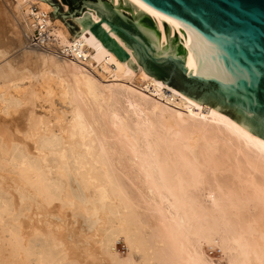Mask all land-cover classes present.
Listing matches in <instances>:
<instances>
[{"label":"bare ground","instance_id":"bare-ground-1","mask_svg":"<svg viewBox=\"0 0 264 264\" xmlns=\"http://www.w3.org/2000/svg\"><path fill=\"white\" fill-rule=\"evenodd\" d=\"M11 1L0 264H264V139L148 75L102 24L129 54L119 60L89 30L91 9L71 16L72 35L48 17L50 0ZM108 1L133 20L150 16L165 46L157 10Z\"/></svg>","mask_w":264,"mask_h":264},{"label":"water","instance_id":"water-1","mask_svg":"<svg viewBox=\"0 0 264 264\" xmlns=\"http://www.w3.org/2000/svg\"><path fill=\"white\" fill-rule=\"evenodd\" d=\"M89 30L119 60L128 52L151 77L206 104L264 139V0H140L159 13L165 46L150 16L136 20L108 0H79Z\"/></svg>","mask_w":264,"mask_h":264},{"label":"rangeland","instance_id":"rangeland-1","mask_svg":"<svg viewBox=\"0 0 264 264\" xmlns=\"http://www.w3.org/2000/svg\"><path fill=\"white\" fill-rule=\"evenodd\" d=\"M50 1H51L52 4H54V6L56 7L57 11L55 13H48V17H50L51 19L56 17L55 19H59V20L63 21L68 26V29H69L70 33L72 35L75 34L77 29L75 28V25H74V19H76V17L75 18L71 17L70 13H72L76 9H78V7L80 5V1L79 0H67L69 2L68 4H64L62 0H50ZM1 2H4V3H1ZM11 2H12L11 0H0V4L2 6V7L0 6V10L3 11V12H0V14L1 13L3 14V15L2 14L0 15V23H1L0 24L1 25L0 26V32H1L0 33V47H2V48L5 47V46L8 47L10 45V42H11V46L10 47H12L13 50L10 48L12 51H9L8 52V56H6V57L12 59L15 56L16 52H17L16 47L15 48H13V47L16 46L17 44L13 40L14 37L12 35L11 25H9V23L6 22V18H5V15L7 17L8 14H9L8 15L9 18L12 16V14L9 13V7H8V6H10ZM61 3H62V5H66L67 6V10H63L62 9ZM5 11H6V14L4 13ZM1 18H3V19H1ZM3 20H5V21H3ZM42 30L45 32V29H42ZM1 34H3V35H1ZM34 34H35V38H38L39 35H38L36 30L34 31ZM13 44H15V45H13ZM46 47L50 48L52 50L51 47H49V46H46ZM20 48H23L22 45H21V47L20 46L18 47V49H20ZM94 48H95V46H93V49ZM91 52H92V50H91ZM11 56H13V57H11ZM68 58H72V57H68ZM1 62L2 61L0 60V63ZM89 69L92 70L91 67ZM92 72H93V70H92ZM27 83H28L27 80L21 81L19 83V86L20 87H26V86H28ZM55 103H56L55 107L56 106L61 107V106H59V104H57V102H55ZM64 107H65V105H64ZM64 107L62 105V108H64ZM36 109H37L36 111H39L38 113H46L47 109H48L47 103H44V106L42 108L37 107ZM116 172L118 174H120L119 170H116ZM68 209L71 210V208H68ZM75 211L76 212H75V215H74V220H77L78 222L76 221L74 223L72 219H70V221L72 220L73 223L72 222L71 223H72V225L76 226V228L83 227L84 226L83 221H82L81 218H79V214H77L78 210H75ZM115 251H116V253L119 256H121V257L125 256L124 253H126V246L121 240L117 241V243L115 244ZM206 251H207V253H209L208 254L209 256H211L214 259H216L217 254H218V250H209V249L206 248Z\"/></svg>","mask_w":264,"mask_h":264},{"label":"trees","instance_id":"trees-1","mask_svg":"<svg viewBox=\"0 0 264 264\" xmlns=\"http://www.w3.org/2000/svg\"><path fill=\"white\" fill-rule=\"evenodd\" d=\"M64 4H68L69 2L67 0H62Z\"/></svg>","mask_w":264,"mask_h":264},{"label":"built area","instance_id":"built-area-1","mask_svg":"<svg viewBox=\"0 0 264 264\" xmlns=\"http://www.w3.org/2000/svg\"><path fill=\"white\" fill-rule=\"evenodd\" d=\"M37 33H38V31H37ZM39 34V33H38Z\"/></svg>","mask_w":264,"mask_h":264}]
</instances>
